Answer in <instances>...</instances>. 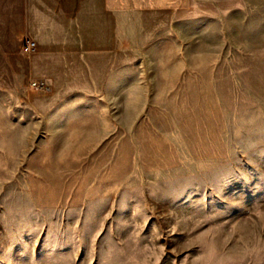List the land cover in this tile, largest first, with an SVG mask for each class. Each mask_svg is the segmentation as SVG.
Returning a JSON list of instances; mask_svg holds the SVG:
<instances>
[{"label": "rangeland", "instance_id": "374dc122", "mask_svg": "<svg viewBox=\"0 0 264 264\" xmlns=\"http://www.w3.org/2000/svg\"><path fill=\"white\" fill-rule=\"evenodd\" d=\"M111 2L0 89V264H264V0Z\"/></svg>", "mask_w": 264, "mask_h": 264}, {"label": "crops", "instance_id": "0c3cea01", "mask_svg": "<svg viewBox=\"0 0 264 264\" xmlns=\"http://www.w3.org/2000/svg\"><path fill=\"white\" fill-rule=\"evenodd\" d=\"M111 1L0 0V75L3 67L9 68L7 74L22 75L21 83L0 80V89H23L29 77H44L54 89L62 88L58 73L51 68L50 53L68 43L74 48L82 27L104 26ZM25 36L35 41L27 56L22 48Z\"/></svg>", "mask_w": 264, "mask_h": 264}, {"label": "built area", "instance_id": "2783aa9c", "mask_svg": "<svg viewBox=\"0 0 264 264\" xmlns=\"http://www.w3.org/2000/svg\"><path fill=\"white\" fill-rule=\"evenodd\" d=\"M34 47H35V41L32 38L25 36L23 39V45H22L23 50L25 52H29ZM29 85L34 89H39V90L49 89V86L44 79H33L29 82Z\"/></svg>", "mask_w": 264, "mask_h": 264}]
</instances>
